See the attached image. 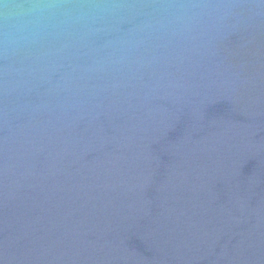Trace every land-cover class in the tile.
I'll use <instances>...</instances> for the list:
<instances>
[{
  "label": "water",
  "instance_id": "1",
  "mask_svg": "<svg viewBox=\"0 0 264 264\" xmlns=\"http://www.w3.org/2000/svg\"><path fill=\"white\" fill-rule=\"evenodd\" d=\"M0 264H264V0H0Z\"/></svg>",
  "mask_w": 264,
  "mask_h": 264
}]
</instances>
